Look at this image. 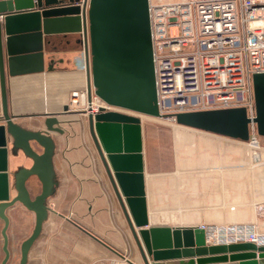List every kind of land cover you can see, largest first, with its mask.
Listing matches in <instances>:
<instances>
[{
	"label": "water",
	"instance_id": "obj_1",
	"mask_svg": "<svg viewBox=\"0 0 264 264\" xmlns=\"http://www.w3.org/2000/svg\"><path fill=\"white\" fill-rule=\"evenodd\" d=\"M0 0V82L3 123L0 124V219L5 258L11 252L7 210L21 204L35 214L32 234L20 246L19 264L29 252L49 217V199L58 187L54 167L56 143L52 133H63L56 115L46 118L44 130L16 123L9 113L7 69L42 71L43 33L53 19L77 16L85 36L88 91L106 104L139 115L160 118L150 27V0ZM32 40V42H31ZM256 117L245 107L198 110L175 115L180 126L247 142L250 124L264 137V73L253 75ZM90 99V97H89ZM65 113H69L68 106ZM89 129L123 213L137 243L141 264H264V246L242 242L208 245L200 227L152 226L145 184L143 124L139 116L101 109L89 114ZM24 157L25 165L9 171V155ZM41 190L34 195L31 179Z\"/></svg>",
	"mask_w": 264,
	"mask_h": 264
},
{
	"label": "crops",
	"instance_id": "obj_2",
	"mask_svg": "<svg viewBox=\"0 0 264 264\" xmlns=\"http://www.w3.org/2000/svg\"><path fill=\"white\" fill-rule=\"evenodd\" d=\"M6 37L3 28L9 113L16 123L32 130L46 129V118L56 115L58 126L63 129V133L51 134L56 143L54 167L58 187L48 201L49 217L29 252L27 264H141L137 243L91 137L88 115L75 111L64 112L71 93L85 89L88 84L85 45L77 16L53 19L49 30H44L42 71L32 70V67H36L33 63L29 68H20L23 72L9 75ZM2 117L0 82V124L3 123ZM195 132L193 135L201 139L212 140L211 135L219 136L200 130ZM143 142L146 199L152 226L199 227L202 224L254 223L256 220L260 230L264 231V217L258 219L252 210L249 213L251 220L245 222L244 217L247 215L239 211L247 207H240L237 213L223 212L228 206L222 203L223 200L219 204L220 200L216 198L203 199L206 202L201 204L197 194V199L191 203L190 213V206L183 202L182 197L169 194L173 188V178H149L144 127ZM20 165H25L22 153L19 158L10 154L9 171H16ZM191 170L197 171L190 183L198 186V192L201 186L215 189L216 186L224 185L226 179H231L222 176H230V173L218 172L231 170L229 164L227 167L225 164L195 161ZM242 177L246 178L240 179V183L247 186V174L244 173ZM185 181H174V186L183 185ZM30 183L34 195H37L41 190L39 181L34 178ZM184 205L188 210H185ZM201 207L215 210L205 214L209 218L205 223H200L199 219L194 221V218L200 217ZM180 209L182 212H179ZM157 210L168 213L167 217L170 218H192V223L155 224L152 214ZM6 213L10 220L7 231L11 252L9 264H19L20 246L32 234L35 214L21 204L9 208ZM3 227L4 222L0 219V264L5 258Z\"/></svg>",
	"mask_w": 264,
	"mask_h": 264
},
{
	"label": "built area",
	"instance_id": "obj_3",
	"mask_svg": "<svg viewBox=\"0 0 264 264\" xmlns=\"http://www.w3.org/2000/svg\"><path fill=\"white\" fill-rule=\"evenodd\" d=\"M84 2L78 0L81 6ZM149 12L161 115L158 119L176 122L177 113L245 107L253 120V75L264 73V0H181L162 4L150 0ZM82 36L85 45L83 31ZM68 108L69 113L97 114L103 108L140 117L106 104L93 88L89 95L88 87L71 93ZM263 140L252 122L247 143L255 164L260 166H264ZM199 227L205 231L208 245L249 242L264 246V232L256 226Z\"/></svg>",
	"mask_w": 264,
	"mask_h": 264
},
{
	"label": "rangeland",
	"instance_id": "obj_4",
	"mask_svg": "<svg viewBox=\"0 0 264 264\" xmlns=\"http://www.w3.org/2000/svg\"><path fill=\"white\" fill-rule=\"evenodd\" d=\"M154 3L162 4L168 2H177L181 0H152ZM143 120L145 131V150L148 157L149 178L160 180L161 177L173 178L176 182L185 179V184L174 186L169 191L171 196H180L185 204L190 206L189 212H192L191 203H193L199 194L201 204L208 199L214 198L228 206V209L222 210L227 213H237L240 207H247L246 210L239 211L245 214V222L250 221L249 218L252 210L257 214L258 219L264 217V208L259 210L258 207H264V166L256 165L253 159L252 149L247 142L231 139L224 136H212V140L201 139L194 136V129L178 125L172 120L158 119L149 116L140 115ZM210 135V134H209ZM264 146V140H263ZM209 151V152H208ZM200 163L211 162L215 164L231 165V170H219L218 172L230 173L231 175H222L223 177H231L230 181L225 180L224 185L212 187L201 186L198 192V186L190 183L193 174L197 171L191 170L193 162ZM247 174V186L240 183L243 174ZM221 177V176H220ZM256 180H262L258 182ZM242 183L244 181H241ZM170 183V182H169ZM216 190V191H214ZM203 199H206L203 200ZM185 210L186 209V205ZM206 207V206H205ZM201 207L199 209L200 217L194 218V221L205 223L207 212H215V210ZM179 212H182L180 209ZM220 212V211H216ZM185 213V212H184ZM168 213L160 211L153 212V221L155 224L165 223H192V218H170ZM255 220L254 223L239 224H222V225H250L256 226L260 232L259 226ZM209 225V224H206ZM218 225V226H222ZM19 257H16L18 262Z\"/></svg>",
	"mask_w": 264,
	"mask_h": 264
}]
</instances>
